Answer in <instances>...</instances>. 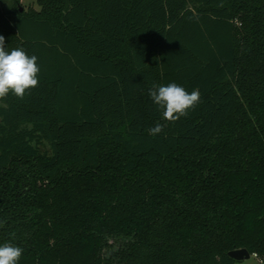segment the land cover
<instances>
[{
    "label": "trees",
    "instance_id": "1",
    "mask_svg": "<svg viewBox=\"0 0 264 264\" xmlns=\"http://www.w3.org/2000/svg\"><path fill=\"white\" fill-rule=\"evenodd\" d=\"M6 1V51L40 68L0 99L18 264L264 263V0ZM172 82L201 94L175 122L149 96Z\"/></svg>",
    "mask_w": 264,
    "mask_h": 264
},
{
    "label": "clouds",
    "instance_id": "2",
    "mask_svg": "<svg viewBox=\"0 0 264 264\" xmlns=\"http://www.w3.org/2000/svg\"><path fill=\"white\" fill-rule=\"evenodd\" d=\"M35 55L29 56L23 49L16 48L6 51L5 37L0 35V99L12 93L23 99L26 92L38 87L40 68ZM152 101L163 109V118L175 122L186 117L190 109L199 104V89L191 92L175 82L167 85H153L149 90ZM163 131V125L156 124L149 129V134L156 136ZM23 249L11 243L0 245V264H18Z\"/></svg>",
    "mask_w": 264,
    "mask_h": 264
},
{
    "label": "rangeland",
    "instance_id": "3",
    "mask_svg": "<svg viewBox=\"0 0 264 264\" xmlns=\"http://www.w3.org/2000/svg\"><path fill=\"white\" fill-rule=\"evenodd\" d=\"M6 2H7L6 0H3L4 6H6ZM22 6L25 8L39 7L37 0H22ZM235 264H264V263L256 254H252L249 258H246L244 260H237Z\"/></svg>",
    "mask_w": 264,
    "mask_h": 264
},
{
    "label": "water",
    "instance_id": "4",
    "mask_svg": "<svg viewBox=\"0 0 264 264\" xmlns=\"http://www.w3.org/2000/svg\"><path fill=\"white\" fill-rule=\"evenodd\" d=\"M229 255L237 261V260H244L246 258H249L251 256V253L247 248H239L230 251Z\"/></svg>",
    "mask_w": 264,
    "mask_h": 264
}]
</instances>
